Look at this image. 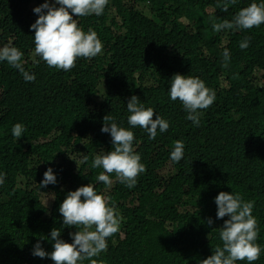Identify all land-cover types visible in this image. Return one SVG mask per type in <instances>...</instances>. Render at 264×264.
<instances>
[{"label": "trees", "instance_id": "16d2710c", "mask_svg": "<svg viewBox=\"0 0 264 264\" xmlns=\"http://www.w3.org/2000/svg\"><path fill=\"white\" fill-rule=\"evenodd\" d=\"M45 2L0 0V47L20 49L22 66L35 75L26 82L0 61V264H54L33 256L34 245L53 251L54 228L72 243L69 233L76 228L63 225L59 206L69 191L88 184L121 218L107 251L94 258L101 264H200L222 246L220 228L228 217H216L221 191L254 202L262 251L253 264H264V24L213 30L214 23L264 0H237L227 12L221 11L225 0H109L100 16H73L85 32L98 34L103 50L78 59L68 72L47 66L34 52L33 9ZM246 37L249 47L242 50ZM175 74L199 77L215 92L214 103L199 110V126L168 95ZM133 95L168 121L166 132L157 129L149 139L128 125ZM105 115L134 132L146 171L132 188L114 174L112 185H104L96 179L102 169L91 167L96 155L112 150L110 134L101 132ZM16 123L25 129L19 139L11 132ZM177 140L185 145L178 163L170 159ZM168 165L170 171H162ZM48 168L56 184L41 188Z\"/></svg>", "mask_w": 264, "mask_h": 264}, {"label": "clouds", "instance_id": "9594fccd", "mask_svg": "<svg viewBox=\"0 0 264 264\" xmlns=\"http://www.w3.org/2000/svg\"><path fill=\"white\" fill-rule=\"evenodd\" d=\"M109 0H54L53 4L45 3L33 9L38 14L36 21L30 25L34 31V52L47 66L63 71H71L80 58L92 59L102 53L103 44L98 34L89 29L85 32L78 24L77 17L103 14ZM237 0H225L221 11L227 12L229 4ZM58 4L59 7L55 5ZM264 24V2H252L247 7L241 8L231 21L224 19L213 24V30H249ZM250 37L240 42L243 50L249 47ZM23 53L17 47L5 45L0 47V61H6L17 69L26 82L35 80L34 74H29L22 66ZM230 53L227 49L223 52V67H228ZM168 95L172 101L182 104L187 113L186 119L199 126V110L209 108L215 101V92L206 87L205 82L199 77L175 74L171 78ZM127 123L132 128L139 127L148 133L149 139H155L157 129L166 132L169 123L164 118L155 114L151 107L145 108L137 96L133 95L127 102ZM155 116V118H153ZM24 126L16 123L12 135L19 139L24 133ZM102 133L111 136L112 150L98 154L92 161V168L102 171L96 177L104 185L111 186V175L128 188L137 183L140 174L146 171L141 163V156L134 150V132L117 124L114 117H103ZM185 145L177 140L170 152L173 162H180L184 156ZM88 157L84 156L87 161ZM5 181V174L0 173V185ZM56 184V176L48 168L40 182V187ZM217 206L216 217L224 220L220 228L219 239L222 246H217L213 254L203 259L200 264H236L237 261H247L253 264L260 258L261 246L257 243L259 227L256 217L252 214L254 202L245 201L239 194L219 192L215 197ZM59 213L63 218V225L75 227V232L69 235L72 243L60 239L61 230L54 228L50 232L53 251L46 252L38 241L33 248L32 255L40 258L49 257L54 264H83L88 260L90 264H101L98 257L107 251L108 238L120 230L121 218L116 212L114 204L110 206L109 198L98 194L92 184L78 187L69 191L66 198L59 206ZM212 219L207 220L211 225ZM41 239H44L43 237Z\"/></svg>", "mask_w": 264, "mask_h": 264}, {"label": "rangeland", "instance_id": "374dc122", "mask_svg": "<svg viewBox=\"0 0 264 264\" xmlns=\"http://www.w3.org/2000/svg\"><path fill=\"white\" fill-rule=\"evenodd\" d=\"M103 93H104V91H103V87L102 86H99V91H98V95H97V100H102L103 99ZM170 171V167H169V165L168 166H166L162 171ZM45 202H49V200H48V198L47 199H45Z\"/></svg>", "mask_w": 264, "mask_h": 264}]
</instances>
